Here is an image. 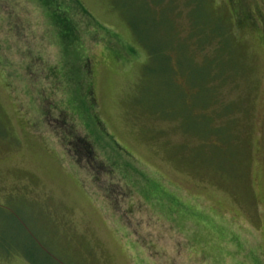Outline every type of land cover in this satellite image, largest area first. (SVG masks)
<instances>
[{
    "label": "rangeland",
    "instance_id": "1",
    "mask_svg": "<svg viewBox=\"0 0 264 264\" xmlns=\"http://www.w3.org/2000/svg\"><path fill=\"white\" fill-rule=\"evenodd\" d=\"M64 2L0 0V264H264V0Z\"/></svg>",
    "mask_w": 264,
    "mask_h": 264
},
{
    "label": "trees",
    "instance_id": "2",
    "mask_svg": "<svg viewBox=\"0 0 264 264\" xmlns=\"http://www.w3.org/2000/svg\"><path fill=\"white\" fill-rule=\"evenodd\" d=\"M43 2L49 7L50 14L55 23L58 24L59 29L62 31L61 33L63 35L67 32L71 33L72 29L68 27L66 28L65 25L68 23L67 21H72V17L70 16L71 5L64 4V0H43ZM90 149L91 147H89V144H86L85 150L90 151Z\"/></svg>",
    "mask_w": 264,
    "mask_h": 264
}]
</instances>
